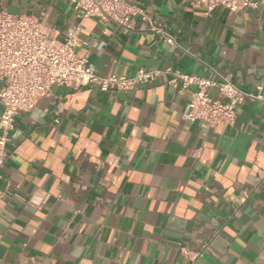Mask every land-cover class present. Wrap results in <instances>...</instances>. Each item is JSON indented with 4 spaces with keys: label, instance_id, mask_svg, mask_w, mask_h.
Returning <instances> with one entry per match:
<instances>
[{
    "label": "crops",
    "instance_id": "0c3cea01",
    "mask_svg": "<svg viewBox=\"0 0 264 264\" xmlns=\"http://www.w3.org/2000/svg\"><path fill=\"white\" fill-rule=\"evenodd\" d=\"M134 1L180 49L139 16L131 30L81 23L75 53L98 76L161 74L127 92L55 86L16 115L0 170V264H264V0L235 13ZM1 13L34 16L60 40L76 21L68 0H0ZM167 69L215 71L260 99L237 106L233 127L204 128L183 120L189 94Z\"/></svg>",
    "mask_w": 264,
    "mask_h": 264
},
{
    "label": "built area",
    "instance_id": "2783aa9c",
    "mask_svg": "<svg viewBox=\"0 0 264 264\" xmlns=\"http://www.w3.org/2000/svg\"><path fill=\"white\" fill-rule=\"evenodd\" d=\"M76 21L63 39L50 36L34 16L0 14V170L6 159L5 146L20 111L32 110L37 102L51 94L52 88L62 86L80 88L96 86L101 92H127L157 78L161 72L139 70L133 77H100L87 56H77L80 25L86 19H97L131 30L135 18L146 30L162 42L179 48L176 38L164 22L147 16L135 1L125 0H68ZM259 0H192L209 13L223 7L230 13L246 8L256 9ZM171 76L168 84L178 94L188 93V110L182 115L189 123L198 122L204 128L233 127L236 108L246 99H260L245 93L223 75L212 71L214 79L165 71ZM216 92L218 98L209 94ZM201 253L193 254L196 261Z\"/></svg>",
    "mask_w": 264,
    "mask_h": 264
}]
</instances>
